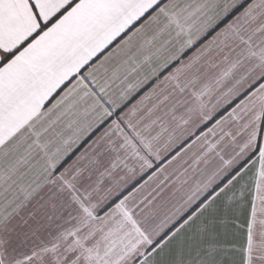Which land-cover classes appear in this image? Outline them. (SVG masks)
Returning a JSON list of instances; mask_svg holds the SVG:
<instances>
[{
    "label": "snow or ice",
    "instance_id": "snow-or-ice-1",
    "mask_svg": "<svg viewBox=\"0 0 264 264\" xmlns=\"http://www.w3.org/2000/svg\"><path fill=\"white\" fill-rule=\"evenodd\" d=\"M0 264H264V0H0Z\"/></svg>",
    "mask_w": 264,
    "mask_h": 264
}]
</instances>
